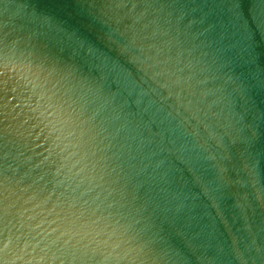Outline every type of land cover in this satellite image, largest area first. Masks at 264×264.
I'll return each instance as SVG.
<instances>
[{
  "label": "water",
  "instance_id": "95a60500",
  "mask_svg": "<svg viewBox=\"0 0 264 264\" xmlns=\"http://www.w3.org/2000/svg\"><path fill=\"white\" fill-rule=\"evenodd\" d=\"M0 264H264V0H0Z\"/></svg>",
  "mask_w": 264,
  "mask_h": 264
}]
</instances>
